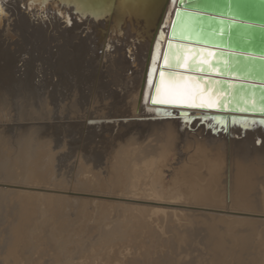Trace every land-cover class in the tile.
<instances>
[{
    "label": "rangeland",
    "instance_id": "374dc122",
    "mask_svg": "<svg viewBox=\"0 0 264 264\" xmlns=\"http://www.w3.org/2000/svg\"><path fill=\"white\" fill-rule=\"evenodd\" d=\"M37 2L26 1L36 9ZM6 3L0 18V45L4 43L1 48L14 61L9 75L0 73V264H264V127L253 130L243 127L242 120L223 124L221 119L209 118L221 131L226 154L215 185H207L204 171L195 168L197 161L189 153L184 156L176 151L163 156L155 163L158 167L150 169L134 151L150 140L149 135L141 134L142 126L125 129L115 123L107 127L105 123L86 124L89 120L141 118V107L149 110L141 103L138 114L135 112L150 40L136 69V81H126L131 72L125 71L127 58H118L116 70L110 66L120 42L111 43L109 60L101 64V50L93 42L95 37L99 43L97 33L93 35L96 28L85 36L81 27L75 34L83 40L70 57V46L76 41L61 46L58 38L54 40L57 32L47 27L55 10L38 19L42 14L31 17L23 0ZM60 14L59 20H54L61 23L57 31L67 29V22L64 26L61 20L65 10ZM67 14L78 20L81 12ZM16 20L45 32V41L39 44L33 35L32 39L20 35L15 23L21 24ZM144 26L141 23V33ZM134 36H128L125 49H132ZM7 44L10 47L6 49ZM31 45H40L31 53L39 61L33 63V78L25 80L29 59L25 50ZM81 51L87 58L96 51L99 59L93 64L83 61L80 66L84 72L77 80L67 71ZM82 80L86 82H79ZM136 131L142 138L137 146L130 145L133 152H123L125 142L132 141ZM259 140L261 148L254 143ZM236 146L242 149V170L250 181L242 188L233 183L240 171L232 161ZM181 165L193 174L190 180L201 183L196 187L184 183ZM195 188L205 189L207 200L197 198ZM151 190L159 199L177 198L186 206L160 207L126 200L143 194L154 198Z\"/></svg>",
    "mask_w": 264,
    "mask_h": 264
},
{
    "label": "water",
    "instance_id": "95a60500",
    "mask_svg": "<svg viewBox=\"0 0 264 264\" xmlns=\"http://www.w3.org/2000/svg\"><path fill=\"white\" fill-rule=\"evenodd\" d=\"M71 1L42 0L43 7L37 9L68 11L75 6ZM82 1L103 11L101 19L120 10L122 15L134 16L129 19L132 26H138L140 21L150 25L151 31L142 39L150 40L145 89L151 105H157L152 103L155 85L161 79L160 73L166 72L184 77L177 83L192 89L196 103L211 106L190 108L187 103L157 106L180 114L189 110L204 112L190 117L191 121L198 117L264 121V0H150L147 8L144 0ZM83 11L88 10L80 12ZM124 24L119 22L118 28ZM149 72L153 73L152 87L148 85ZM254 143L261 148V140Z\"/></svg>",
    "mask_w": 264,
    "mask_h": 264
},
{
    "label": "bare ground",
    "instance_id": "6f19581e",
    "mask_svg": "<svg viewBox=\"0 0 264 264\" xmlns=\"http://www.w3.org/2000/svg\"><path fill=\"white\" fill-rule=\"evenodd\" d=\"M26 1H29V0H26ZM26 1L23 0V3H24V5L26 4L25 7L27 9H30L29 12H27V13L28 14H32L31 17H37V14L38 15L42 14V16H43V17H39L38 16V19H42V18L45 19L47 17V11L46 12H41V11H39L36 8L32 9V7H31L32 5L29 6L26 3ZM36 1H38L36 6L38 8H42L43 7L42 2H41L42 0H36ZM57 1H61V0H57ZM71 2H74L75 6L72 7V9H70L68 11H65L66 14H64L63 17L61 18V20L64 19L63 20L64 26H65V21H67V19H68V17H66V16H68V14H67L68 12H70V11L72 12L73 10L74 11L75 10L76 11L77 10L82 11V9L83 10H88V11L87 12L83 11L84 13L81 12L80 15H77L78 16V20H77V18L73 19V18L70 17L71 24L69 25L67 23V27H66L67 29L62 27L64 29V30L62 29V31H57V30H60V28H61L60 24L61 23L57 24L54 21V20H59L58 18L61 16L60 11L53 12L50 15V20H47V27H49L48 29L55 30L57 32V36H55L54 40H56V38H58L59 41L62 42L61 46L64 45V44H70V42L75 40L76 42H75L74 46H70V50H69V53H68L69 56H70L72 54V52H74V51L78 52L77 46L79 44V41L83 40L81 38H78L79 36H77L75 34V32L80 30V28L82 27L81 29L83 31L84 30L85 31L81 32V33L85 34V36H86L87 34H89L88 32H90L91 28L94 27V28H96V32L93 33V35L97 33V37L99 39V43L95 41L96 40L95 37H94L93 42H95L94 46L97 43L96 46H98L100 48L101 56H100V59H99L98 58L99 56L96 54V51L95 52L93 51V53L91 55L89 54V57L87 58L88 55L84 56L83 51H81L82 53H80V56H77L76 58H74L72 64L68 63V64H70V67L68 68L67 72H69L70 76L73 75L74 77H76L77 80L79 79L78 78L79 75L82 76V73L84 71L83 70L81 71V66L80 65H82L83 61L88 63V64H90V63L93 64V62L96 59H99V62L101 64L104 63V61H106L108 59L107 57H108V54H109L108 53L109 52L108 51L109 46H111V49H112L113 46H112L111 43H113L114 41H118V42L121 43V48L120 49L117 48V51L118 50L119 51H118V53L117 52L115 53V55H117V56H115V58H113V57L111 58L110 57L112 59V61L110 59V61L112 62V63H110L111 64L110 66L113 67L114 70H116L114 67H115V63L117 64L120 61L118 58H124V59L127 58L126 66L128 67V70L126 69L125 71H126V73L128 71L129 72L131 71V72L126 77V81L131 80L132 82H135L136 81L135 80V74L137 72L136 69L142 63L141 60L143 58V53L146 50V47H147V44H148V41H149L148 38L147 39H142V37H143V35H146V34H148V32L151 31L150 25L145 24V26L142 29V31L144 30V32L141 33V31H139V28H140L141 23H143V21L138 22L139 23L138 26H132V24L129 23L130 22L129 19L134 18V16L131 17V16L125 15V14L122 15L120 10H117L113 14H110L109 16H107V18H105V19L102 18L101 19V17H103L104 14H102L103 11L99 12L97 7L89 6L87 4L88 2H84L82 0H77V1H75V0L73 1L72 0ZM4 4L5 5L7 4L6 0H4L3 3H1V1H0V8H3V6L5 8ZM65 10H67V9H65ZM77 16L75 15L74 17H77ZM0 18H2V16H0ZM99 19H101V20H99ZM78 21H80V22H78ZM16 22H18V21L16 20ZM119 22L125 23L124 26L121 27V28L120 27L118 28V23ZM18 23H20V22H18ZM20 24L21 25H18L17 23H15L16 28L19 30L20 35L26 36V39H28V38L32 39L31 36L33 35V37L36 38L35 42L39 43V44H41V43H43L45 41V37H44V33L45 32H43L42 30L34 31L33 29H31L29 27V25L24 24V22H23V25H22V23H20ZM56 24L59 26V28H56ZM28 32H30L31 34L28 35ZM139 32H140V34H139ZM130 34L135 35L133 37V39L131 40L132 42H134V44L132 45V49H127V48L125 49L124 47H126V46H124V45L126 44L128 36H130ZM27 36H30V37H27ZM62 36H64V37H62ZM51 37H53V36H51ZM8 39L9 40H13L10 37H8ZM24 39H25V37H24ZM162 39H166V36L162 37ZM13 43H15L14 40H13ZM115 43L116 42H114V44ZM27 44L30 45L31 43H27ZM118 44H116L114 48L118 47L117 46ZM2 45H0V59H1L0 68L2 70V71L0 70L1 71L0 73L4 72L3 74L6 73V74L9 75V71H10L11 65H12L14 60H13V56H9V55H7V53H5L4 47L1 48ZM161 45H162V43H160V47L157 50V59H158V56H160V51H161V48H162ZM8 47H10V45L8 46V44H7V47H5V48L7 49ZM68 47H69V45H68ZM123 48H124V50H123L124 53H120L121 52L120 50H122ZM39 49H40V45L39 46H36V45L32 46L31 45V47L29 49L25 50V51H27V54L29 55V59L25 63V71H24V74H23L25 80H29L32 77V75H33L32 74L33 63L39 61L38 57H31V53L34 50L38 51ZM113 50H111V51H113ZM18 51H20V50H18ZM41 51H42V49H41ZM114 51H116V50H114ZM19 53H21V52H19ZM75 54L76 53H74L73 55H75ZM111 56H113V55H111ZM129 56H131V58ZM148 59H150L149 54L147 56L146 64H145V67H144V70H143V75H142V79H141V85H140L138 101H137L135 112H136V114H138L141 103L146 104L148 106L149 110H146L142 106L141 110H140L141 118L139 116V118L137 117L136 119H133V118H130V117H126V118H116V119H110V120H94V121H90L89 120V121L86 122V124L88 126H92V127L94 125L104 124V123H105V125L106 124L115 123L114 125L116 127H123V128H125V127L127 128V127L142 126L143 129L141 130V134L149 135L148 138H150V140L147 141V143L145 145H142V146L137 147V148L134 149V151L136 150L137 153H138V159L139 160L146 161L145 163H147V165H149V168L152 167V169H153V167L157 166L155 164V163H157L156 162L157 159L159 160V158H161L163 156H169L171 153L176 152V151H180V153H182V155H184V156H186L185 155L186 153H189L190 158L197 161V163L195 165V168L196 169H202L204 171V176H205V179L207 181V185H215L217 183L218 177L221 175V173H222V171L224 169V163L226 161V157H225L226 154H225V150L223 149L224 139L222 138L221 131L219 130V127L216 126L217 125L216 122H219V119H221V118L220 117L217 118L216 122H214V120H209V118H207V117L205 119L204 118L200 119V117H198V118H195L194 120L191 121L190 117L194 118L196 116L203 115L204 112L200 111V110H189L188 113L180 114L177 110L170 112L169 108H165V107H161V106H157V105H151L148 102V100L146 102L145 101V95H148V89L147 88L145 89V84H146L145 72L147 70ZM54 62H55V60H54ZM89 66H91V65H89ZM66 67H68V66H66ZM89 69H90V67H89ZM86 70H88V69H86ZM96 70H97V68H96ZM96 70L94 72H96ZM106 70L111 72V70H109L108 68ZM8 75H7V77H8ZM0 76H1V74H0ZM52 76H53V74H52ZM3 77L6 78V76H3ZM24 78H23V80H24ZM71 79H73V78H71ZM112 79H115V78L112 77ZM83 81L86 82L85 80H82V81H79V82L83 83ZM4 82H5V80H4ZM71 90H73V89L71 88ZM119 90H120V88H119ZM126 107H127V110H128L129 107L127 105H126ZM152 108H153V110H152ZM159 108H163V109H159ZM158 110H163V111L166 110V112L171 113V114L168 115V114L160 113ZM209 114L210 115H219L220 113L209 112ZM177 115L178 116L180 115V117L178 118ZM226 115H229V114L227 113ZM249 116H251V117H259V116H252V115H249ZM142 117H145V118H142ZM150 117H152V118H150ZM178 119L182 122L181 124L178 123L179 122ZM246 119H250V118H246ZM233 120H242V119H233ZM147 121H152V122H150V123H138L137 125L135 124L133 126L129 125V124H127L125 126H123L120 123L117 124V122L126 123V122H147ZM221 122L223 124H226L228 122L232 123V120L231 121H227L225 119V120H222ZM179 125H183V126L179 127ZM241 125H243V127L245 126V127L250 128V129H253V130H255V129L261 130L264 127V125L260 124V122H255L254 123V122L247 121V120H242ZM97 126H99V125H97ZM106 127H107V125H106ZM107 129H109V128H107ZM134 130H136V129H134ZM229 130H230V128H229ZM96 132H98V131H96ZM212 132H214L215 135L211 134ZM141 134L138 131L134 132V137L130 138V140H132V141L129 142V140L127 139V143L125 142L126 145L124 146L122 151L125 152V153H127V152L130 153L132 151V150L129 149L130 145L138 144L137 141L140 140L139 137L142 138ZM135 136H138V137H135ZM130 148H132V147H130ZM2 149H4V148H2ZM241 152H242V149L239 146H236L235 148H233L232 161H233V164L236 167V169L240 170L239 173H237L234 176V179H233L234 186L242 188V186L248 185L250 183V181L247 179L246 174L242 170L243 160L241 158L242 157L241 156ZM140 164H141V162H140ZM245 169H247L246 166H245ZM180 170L184 171V172H182V174H184V180H182V181L184 183H186L187 185H191L193 187H196L195 185H198V184L201 183V181H197V179L196 180H194V179L190 180L189 179L193 174H190V170L186 166L181 165ZM133 174L135 175V173H133ZM155 190H157V189H155ZM155 190H151L152 193H153L151 195L154 198H149L148 197L149 194L148 195L147 194H143V196H140V197H136V196L132 195L130 197H127L126 200L141 202V203L147 204V205H156V206H160V207L161 206H169V207H176L177 208V207H183V206L185 207L186 206L184 204H179L177 202V198H174V199H168V198L163 199V198H160L159 199L157 197L158 193L156 194ZM194 190L196 191L195 195H196L197 198L199 197V198H202V200L203 199L207 200L208 195L206 194L205 189L204 190L203 189L198 190V188H195ZM203 191H204L205 194L203 193ZM133 192H135V191H133ZM165 200H168V201H165ZM166 212H164V213H166ZM152 215H153V213H152ZM203 257H205V256H203ZM200 264H202V263H200Z\"/></svg>",
    "mask_w": 264,
    "mask_h": 264
},
{
    "label": "snow or ice",
    "instance_id": "6c2138e0",
    "mask_svg": "<svg viewBox=\"0 0 264 264\" xmlns=\"http://www.w3.org/2000/svg\"><path fill=\"white\" fill-rule=\"evenodd\" d=\"M30 3H35V0H30ZM145 7L150 6V0H144ZM4 15V9L0 8V16ZM69 25L71 24V19L68 18L66 21ZM153 64H156V57H153ZM161 79L155 85V97L152 98L153 104H172L174 106L187 103V106L190 108H203L206 106H211L210 104L206 105L205 103H196V94L192 91L191 88L182 86L177 83V81H183L184 77H175L172 73L161 72ZM148 85L149 87L153 86V73L149 72L148 74ZM189 80L193 79L191 77L187 78ZM149 97L145 95V101ZM170 115L171 113H167ZM255 123V122H254ZM260 124L264 125V121H261Z\"/></svg>",
    "mask_w": 264,
    "mask_h": 264
}]
</instances>
